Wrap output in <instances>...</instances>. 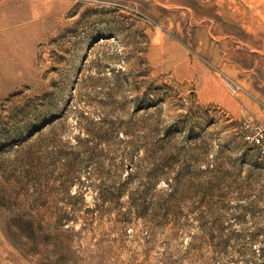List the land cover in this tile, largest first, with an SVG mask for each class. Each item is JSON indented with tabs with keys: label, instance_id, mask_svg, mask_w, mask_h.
<instances>
[{
	"label": "rangeland",
	"instance_id": "rangeland-1",
	"mask_svg": "<svg viewBox=\"0 0 264 264\" xmlns=\"http://www.w3.org/2000/svg\"><path fill=\"white\" fill-rule=\"evenodd\" d=\"M0 264H264V0H0Z\"/></svg>",
	"mask_w": 264,
	"mask_h": 264
},
{
	"label": "built area",
	"instance_id": "built-area-1",
	"mask_svg": "<svg viewBox=\"0 0 264 264\" xmlns=\"http://www.w3.org/2000/svg\"><path fill=\"white\" fill-rule=\"evenodd\" d=\"M249 123H251V121H249ZM259 128H260V127H259ZM259 128H258V129H259ZM261 139H262V138L256 139V143L260 144V143H261Z\"/></svg>",
	"mask_w": 264,
	"mask_h": 264
}]
</instances>
